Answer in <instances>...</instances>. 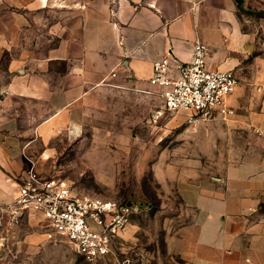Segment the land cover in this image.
Here are the masks:
<instances>
[{"label":"crops","instance_id":"1","mask_svg":"<svg viewBox=\"0 0 264 264\" xmlns=\"http://www.w3.org/2000/svg\"><path fill=\"white\" fill-rule=\"evenodd\" d=\"M255 18L256 30L244 27ZM257 37L264 0H0V206L16 199L31 158L46 155L39 145L81 137L96 91L125 93L132 114L153 115L162 99L150 80L163 55L175 75L200 41L209 68L236 71ZM254 124L264 146V101ZM230 163L157 174L192 214L167 236V254L185 264H264V157Z\"/></svg>","mask_w":264,"mask_h":264},{"label":"rangeland","instance_id":"2","mask_svg":"<svg viewBox=\"0 0 264 264\" xmlns=\"http://www.w3.org/2000/svg\"><path fill=\"white\" fill-rule=\"evenodd\" d=\"M252 20L244 27L256 30L260 20ZM254 44L249 65L236 68L239 93L234 114L225 121L171 114L161 102L153 115L137 116L130 107L133 98L125 93L96 91L81 137L61 134L50 146L39 145L36 150L46 155L31 158L35 170L45 179L65 181L77 194L139 203L142 213L116 239L111 254L94 263L54 235L41 217L23 216L10 225L2 216L0 264H185L167 254L165 240L192 214L176 187L161 185L157 174L177 175L184 166L194 169V163L219 172L234 158L264 157L263 136L254 124L264 101V38ZM259 210L264 213V203Z\"/></svg>","mask_w":264,"mask_h":264},{"label":"built area","instance_id":"3","mask_svg":"<svg viewBox=\"0 0 264 264\" xmlns=\"http://www.w3.org/2000/svg\"><path fill=\"white\" fill-rule=\"evenodd\" d=\"M208 46L196 41L191 60L177 63L171 74L168 55L153 65L150 83L159 89L165 112H189L203 120H227L234 114L229 99L240 85L235 70L211 69L207 65ZM136 202H119L74 193L61 179H45L30 162L19 178L13 203L0 206V217L16 225L23 216H39L53 234L68 240L88 262L106 259L116 239L142 213Z\"/></svg>","mask_w":264,"mask_h":264},{"label":"water","instance_id":"4","mask_svg":"<svg viewBox=\"0 0 264 264\" xmlns=\"http://www.w3.org/2000/svg\"><path fill=\"white\" fill-rule=\"evenodd\" d=\"M240 2H242V0H240Z\"/></svg>","mask_w":264,"mask_h":264}]
</instances>
